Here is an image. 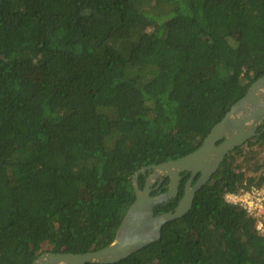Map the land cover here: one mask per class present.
I'll list each match as a JSON object with an SVG mask.
<instances>
[{
    "label": "trees",
    "instance_id": "1",
    "mask_svg": "<svg viewBox=\"0 0 264 264\" xmlns=\"http://www.w3.org/2000/svg\"><path fill=\"white\" fill-rule=\"evenodd\" d=\"M263 74L264 0H0V264L110 244L135 172L197 149ZM259 131L157 241L87 264H264L257 218L225 199L264 184Z\"/></svg>",
    "mask_w": 264,
    "mask_h": 264
},
{
    "label": "water",
    "instance_id": "2",
    "mask_svg": "<svg viewBox=\"0 0 264 264\" xmlns=\"http://www.w3.org/2000/svg\"><path fill=\"white\" fill-rule=\"evenodd\" d=\"M264 123V74L248 88L246 94L235 102L226 115L216 123L203 143L194 151L170 160L146 165L133 176L136 199L126 212L115 239L105 247L88 252L41 253L31 264H87L118 262L144 246L157 241L168 221L186 214L192 207L196 192L219 169L227 154L258 135ZM153 172L145 186L138 185L139 174ZM191 174L185 183L184 194L173 210L155 214L154 207L176 197L179 193L182 173ZM168 177V188L160 194H152L157 178Z\"/></svg>",
    "mask_w": 264,
    "mask_h": 264
},
{
    "label": "built area",
    "instance_id": "3",
    "mask_svg": "<svg viewBox=\"0 0 264 264\" xmlns=\"http://www.w3.org/2000/svg\"><path fill=\"white\" fill-rule=\"evenodd\" d=\"M225 199L246 208L257 218V228L264 231V184H253L240 191H229L226 193Z\"/></svg>",
    "mask_w": 264,
    "mask_h": 264
},
{
    "label": "flooded vegetation",
    "instance_id": "4",
    "mask_svg": "<svg viewBox=\"0 0 264 264\" xmlns=\"http://www.w3.org/2000/svg\"><path fill=\"white\" fill-rule=\"evenodd\" d=\"M153 172H147L146 173V179L148 178V177H150V175L152 174ZM190 176H191V174L188 176V178H187V180H186V182L188 181V179L190 178ZM167 178V177H166ZM166 178H164L162 181H160L161 179L160 178H157L155 181H154V183H153V185H152V194H160V193H163V192H165L166 190H163L162 188H163V182H164V180L166 179ZM145 183H146V180H145ZM145 183H144V186H145ZM154 191H156V193H153ZM170 200V199H169Z\"/></svg>",
    "mask_w": 264,
    "mask_h": 264
}]
</instances>
